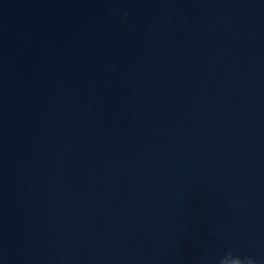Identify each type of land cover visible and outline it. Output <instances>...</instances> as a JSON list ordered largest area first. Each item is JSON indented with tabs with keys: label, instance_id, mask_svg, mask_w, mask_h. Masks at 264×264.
Here are the masks:
<instances>
[{
	"label": "water",
	"instance_id": "obj_1",
	"mask_svg": "<svg viewBox=\"0 0 264 264\" xmlns=\"http://www.w3.org/2000/svg\"><path fill=\"white\" fill-rule=\"evenodd\" d=\"M264 264V0H0V264Z\"/></svg>",
	"mask_w": 264,
	"mask_h": 264
},
{
	"label": "clouds",
	"instance_id": "obj_2",
	"mask_svg": "<svg viewBox=\"0 0 264 264\" xmlns=\"http://www.w3.org/2000/svg\"><path fill=\"white\" fill-rule=\"evenodd\" d=\"M220 264H257V262L251 257H241L229 251L228 254L222 258Z\"/></svg>",
	"mask_w": 264,
	"mask_h": 264
}]
</instances>
